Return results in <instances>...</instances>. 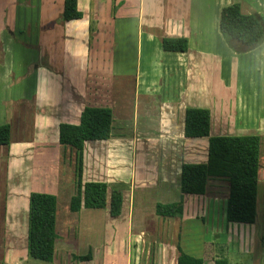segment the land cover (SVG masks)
<instances>
[{
	"label": "crops",
	"instance_id": "1",
	"mask_svg": "<svg viewBox=\"0 0 264 264\" xmlns=\"http://www.w3.org/2000/svg\"><path fill=\"white\" fill-rule=\"evenodd\" d=\"M76 1L81 19L64 22V0H0V90H10L15 81L13 72L5 66L7 53L3 50L5 44L17 40L15 35L24 37L36 28L34 47L39 60L34 79L28 83L33 85L31 97L22 95L16 101L3 97L0 102V126L10 127V144L0 146V234L5 243L7 236L24 234L29 229L31 195H52L56 199V239L53 258L45 263L92 264L99 260L100 264H131V235L124 245L97 241L105 235L104 220L110 218L112 191L121 193V213L127 223L135 212L136 217H145L150 205L155 215L157 204L180 201L183 216L187 215L189 221L202 220L197 214L198 210H208L202 200L208 190L210 210L217 208L219 201L226 212V183L209 182L203 197L180 193L181 165L206 163L208 148L206 138L184 137L186 110L210 113L211 137L258 136L260 163L264 155V42L253 50L239 46L236 52L221 36L219 19L223 8L238 5L242 15L257 14L264 21V0ZM132 30L135 43L129 41ZM178 38L187 40V52H163V39ZM132 51L135 69L127 67ZM241 63L244 75H257L256 85L247 83L239 88ZM132 76L133 85H129ZM28 78L27 72L17 81L22 91ZM127 85L137 99L132 119L128 114L130 103L122 98ZM6 103L12 107V117L6 112ZM87 107L112 112L111 137L84 142L81 150L60 144L59 126L78 125ZM260 168L259 164L257 196ZM262 171L264 179V156ZM87 185L106 188L104 208L85 206ZM221 185L225 187L223 192ZM72 200L76 201L74 211ZM191 202L196 203L188 206ZM193 205L197 213L192 217L187 212ZM186 222L183 220V226ZM232 225L225 226L226 246L241 238L246 245L241 243L242 252L254 255L257 249L264 257L261 246L257 248V228L250 225L251 230L235 231ZM97 228L101 229L98 235ZM128 229L125 234L133 232L131 225ZM147 232L143 226L135 235ZM65 235L77 236L75 246ZM182 244L178 242L177 246L183 251ZM134 245L136 251L144 250V245ZM77 246L88 251L77 255L73 253ZM207 247L212 245L204 249L205 264L210 253ZM166 249L160 245L156 248L158 259L163 260L160 264H165ZM8 254L4 248L0 258L9 262ZM88 254V262L74 260Z\"/></svg>",
	"mask_w": 264,
	"mask_h": 264
},
{
	"label": "trees",
	"instance_id": "2",
	"mask_svg": "<svg viewBox=\"0 0 264 264\" xmlns=\"http://www.w3.org/2000/svg\"><path fill=\"white\" fill-rule=\"evenodd\" d=\"M82 15L77 10L76 0H64L62 18L64 22L76 21ZM219 32L225 43L239 52L258 48L264 42V21L257 15H242L238 5L223 8L220 12ZM161 47L165 53H185L188 42L184 38L163 39ZM112 112L106 108H85L78 125H60L59 143L78 150L84 142L106 141L111 137ZM184 137L186 139H208L207 160L202 164H182L180 193L182 196L203 197L209 182L227 184L226 224L250 226L256 221V196L259 169L260 139L258 136L211 137L210 113L202 109L185 112ZM10 144V127L0 126V146ZM106 188L102 185H87L85 188L87 208L105 207ZM264 204V179H263ZM56 199L52 195L32 194L29 201L28 255L34 260L50 262L54 253ZM122 209V196L112 191L109 199V216L116 219ZM71 210H76L72 200ZM183 202L157 204L155 215L162 219H182ZM88 262L91 255L74 258ZM176 264H205L202 259L187 255L177 246ZM214 264H228L217 259Z\"/></svg>",
	"mask_w": 264,
	"mask_h": 264
},
{
	"label": "rangeland",
	"instance_id": "3",
	"mask_svg": "<svg viewBox=\"0 0 264 264\" xmlns=\"http://www.w3.org/2000/svg\"><path fill=\"white\" fill-rule=\"evenodd\" d=\"M35 29L34 27L31 28V32H28L27 35L24 37L17 36L16 41H11L10 44H5L3 50L7 53L6 54V61H5V66L8 67L12 72H13V79L15 81L13 84L10 85L11 89L10 90H0V102L3 100V97H6L7 100L12 99L14 101L19 100L22 95H24L27 98H30L32 95V89L31 86L32 84H28L30 80L34 79L33 78V71L35 65L38 64V57H37V49L34 47L35 46ZM30 33V35H29ZM134 33L133 30L129 36V41H132V43H135V40L133 42ZM146 53L145 50V44H143V57ZM135 51H132L128 55V65L127 67L131 69H135ZM144 60V59H143ZM241 60V59H240ZM5 68V67H4ZM7 69V68H6ZM28 72V80L26 81L27 88H25L24 91L21 90V86L18 85V82L20 79L19 77H22L24 73ZM258 74V73H257ZM245 75H247V78H245ZM242 71V63L240 64V74H239V88L244 86L247 83H251L253 85H256L258 82L257 75L252 72L245 73ZM245 78V80H244ZM133 85L134 78L132 76L131 80ZM24 83V82H23ZM31 83V82H30ZM25 84V83H24ZM30 85V86H29ZM23 87V86H22ZM127 91H124V98L127 100L130 105H129V111L128 114L130 118H133V111L137 107V99L134 98L133 92L128 91L129 89L132 90L131 86H126ZM10 103V102H9ZM9 103H6L4 107H6V112L9 111V117H12V107ZM12 104V103H11ZM136 104V106H135ZM135 106V107H134ZM250 111V109H249ZM8 117V121H9ZM263 154L261 155L260 158V180L261 184L258 185V196H257V216H256V221L254 226L257 228L256 232V243H257V248L261 246L264 252V205L262 203V181H263V171H262V164H263ZM221 189L220 192L224 191V186L221 185L219 187ZM211 189V188H210ZM179 192V191H178ZM209 192L204 197L203 200V205L207 203V209L208 210H198L199 216L202 217L198 220H192L189 221L190 219L186 216H183L182 219H161L156 217L152 212H153V207L150 205L147 208V212L145 217L138 218L136 217V212L133 214V218L131 217L128 221L130 224H128L125 220L124 214L121 213L120 219H110L107 217V219L104 220L106 223V228H105V235H100L97 239V241H101L104 243V245L111 244L114 246L115 243L121 245L127 243L128 240H130V235H131V240L130 242L133 243L132 249L130 252L132 253V259H131V264H160L161 261L158 258V251L156 250L157 247H167L166 252H164L165 257H164V262L165 264H175V255H176V246L178 242H181L184 244L183 251L187 253L188 255L204 259V249L206 246L212 245V247H207V250L210 251L211 254H214L213 258H210L209 255L206 257V264H213V260L217 259H225L227 260L228 264H260L264 261L263 255H260L259 251L256 249V253L251 255L247 251L242 252L240 250L243 248L241 243L245 245L241 238V242H236L234 239V242L229 243V246H226L225 241H227L226 238V231L227 229L225 228L226 226V221H225V205H224V211H223V206L221 203H217V208L213 207L212 210H210L209 202ZM180 195V193H178ZM220 195V193H219ZM192 198V197H189ZM175 201H178L179 197L173 198ZM221 199V198H219ZM199 200V199H197ZM192 203L196 202H191L188 206L192 205ZM195 205L191 206L188 208V212L190 213V216H194V212L197 213V210L195 211ZM216 208V209H215ZM60 211H63V205H60ZM145 213V212H144ZM125 215H127L125 213ZM183 220H187L186 224L184 225L186 228L184 229V226L182 224ZM112 221L116 223L112 224ZM130 225L133 229V232L131 234H125V232L130 228ZM146 227L148 232L146 234H140L136 236V232L141 231ZM183 226V228H182ZM234 230L242 231V230H251L249 226H244V225H232ZM98 227V226H97ZM180 228H182V235L180 236ZM238 228V229H237ZM101 229L97 228V235L100 232ZM233 230V231H234ZM231 233V227L229 230V235ZM66 236V237H65ZM61 237L68 238L71 241L73 239V245L77 243V236L76 235H65ZM231 236H234V233L232 232ZM10 238H6V243L4 239V235L0 234V251H4V248H7L8 255L10 258V261L6 262L3 260V258H0V264H48L45 262L37 261L28 255V231H26L24 234H19L15 236H7ZM59 237V239H61ZM96 237V238H97ZM181 237V240H180ZM95 238V236H94ZM9 240V241H8ZM135 244H140V246L144 247V250L141 251H136V246ZM182 244V245H183ZM207 244V245H206ZM116 245V244H115ZM117 246V245H116ZM246 246V245H245ZM98 249V248H97ZM142 249V248H141ZM164 249V248H163ZM170 249V251H169ZM246 249V248H245ZM239 250V251H238ZM87 248L83 250L81 247H74L73 253H76L77 255H84L87 252ZM98 253V251H97ZM207 253V252H206ZM92 254H94V251H92ZM163 254V253H162ZM261 256V258H260ZM217 257V258H215ZM108 259L110 258L109 256L107 257ZM215 258V259H214ZM98 259V257L96 258ZM263 260V261H262ZM88 264V263H86ZM91 264V263H89ZM92 264H100L99 260L94 261Z\"/></svg>",
	"mask_w": 264,
	"mask_h": 264
}]
</instances>
